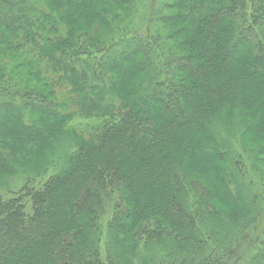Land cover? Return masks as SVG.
<instances>
[{
    "label": "trees",
    "instance_id": "trees-1",
    "mask_svg": "<svg viewBox=\"0 0 264 264\" xmlns=\"http://www.w3.org/2000/svg\"><path fill=\"white\" fill-rule=\"evenodd\" d=\"M135 1L0 0V57L36 45L79 115L95 120L65 171L0 192V264H264V251L217 237L213 201L240 209L230 226L256 218L217 128L239 119L242 137L261 136L264 167V0H159L147 30L120 35L113 24ZM38 85L0 95L21 105L0 108V182L11 157L74 137L78 113H58L68 104L59 108L54 83ZM203 162L222 192L190 169Z\"/></svg>",
    "mask_w": 264,
    "mask_h": 264
},
{
    "label": "rangeland",
    "instance_id": "rangeland-1",
    "mask_svg": "<svg viewBox=\"0 0 264 264\" xmlns=\"http://www.w3.org/2000/svg\"><path fill=\"white\" fill-rule=\"evenodd\" d=\"M41 8L46 7V2L35 3ZM157 9L161 13L162 6L159 0H136L135 5L132 7V12L130 16L121 18L113 24V28H116L118 34L134 32H144L148 28V21L155 17L154 11ZM170 14L169 12H166ZM78 21V19H77ZM74 22V21H73ZM76 23V22H74ZM52 24V23H51ZM78 24V22H77ZM75 25V24H74ZM53 26V24H52ZM57 27L62 31V34H66L65 23L57 24ZM31 44V43H30ZM36 45H26L21 54H10L8 51H3L0 57V95L6 94V89H11V91H23L30 90L32 86H40L44 80H49L54 83L55 93L57 97V103L59 108L65 106L63 103L68 104L66 107H61L58 113L65 115L67 112H77L78 114L74 117L73 121L69 122L67 126L73 131L74 137L65 141L59 139L52 145H45L46 151L42 152L40 148L37 151V155L33 159H26L23 155L19 154V159H12L9 163V167L2 168L1 172L7 173L6 178L2 179L0 182V192L5 198L12 196V192L18 191L27 178H35L38 182H44L51 175L58 174L65 171L70 162V157L76 151L77 143L82 142L85 139H89L91 136L92 126L95 124V120L88 119L84 116H80V112L77 109V105H73L70 86L67 85L63 79H59L63 76V73H57L50 66V58L42 57L40 50L35 47ZM52 64V63H51ZM14 97L16 101H12ZM27 98L29 95L26 96ZM257 101L260 103L262 100ZM19 98L13 95L8 97L0 98V108L1 107H13L21 106L17 104ZM27 110V109H26ZM246 114V112L244 111ZM264 114V109H263ZM31 115L26 114V118L29 119ZM244 125L241 120L237 119L232 121L230 124L223 123L217 128L218 140L227 150V158L230 161L226 163L229 170L232 172V185L235 188L241 190L245 199L250 200V198L256 197L255 209L253 210V215L256 218L245 219L242 223L230 226L232 221H235L239 215L240 209L223 201L221 196H218L213 201L218 205L219 210L222 214V219H220L217 227V234L219 238H226L232 246L236 243L242 242V247L245 250L250 251L252 254L258 251H264V167L257 163L256 152L254 151L257 145L261 142V136H255L252 140L242 137L244 132ZM77 143H76V142ZM250 142V143H249ZM181 148V147H180ZM202 165L190 166L191 170H198L206 178L203 180L209 183L210 188L213 182V187L215 191L222 192L219 175L213 173V169L209 168L208 163H201ZM230 164V165H229ZM238 164V165H237ZM241 165V166H240ZM240 166V167H238ZM238 167V169H236ZM219 170L223 169L218 167ZM243 169V172H239ZM229 171V172H230ZM194 173V171H193ZM244 182V183H243ZM207 184V183H206ZM217 187V188H216ZM111 217V212L109 209L107 214L103 219V241L102 246L105 248L107 242L109 241V232L107 230V225ZM218 222V221H217ZM210 228L215 227L210 222L207 223ZM247 226L248 229L243 227ZM246 251V252H247Z\"/></svg>",
    "mask_w": 264,
    "mask_h": 264
}]
</instances>
